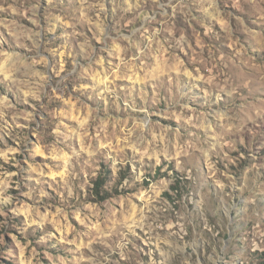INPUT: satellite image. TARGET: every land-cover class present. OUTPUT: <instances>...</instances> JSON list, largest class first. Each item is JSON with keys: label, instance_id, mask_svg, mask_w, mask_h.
Segmentation results:
<instances>
[{"label": "rangeland", "instance_id": "obj_1", "mask_svg": "<svg viewBox=\"0 0 264 264\" xmlns=\"http://www.w3.org/2000/svg\"><path fill=\"white\" fill-rule=\"evenodd\" d=\"M0 264H264V0H0Z\"/></svg>", "mask_w": 264, "mask_h": 264}, {"label": "trees", "instance_id": "obj_2", "mask_svg": "<svg viewBox=\"0 0 264 264\" xmlns=\"http://www.w3.org/2000/svg\"><path fill=\"white\" fill-rule=\"evenodd\" d=\"M104 175L100 174L97 179L94 181L93 185V192L96 196H99L100 198H104L107 191L102 189V186L104 184V181L106 180Z\"/></svg>", "mask_w": 264, "mask_h": 264}, {"label": "bare ground", "instance_id": "obj_3", "mask_svg": "<svg viewBox=\"0 0 264 264\" xmlns=\"http://www.w3.org/2000/svg\"><path fill=\"white\" fill-rule=\"evenodd\" d=\"M259 74H260V73H259ZM262 75H263V73H262ZM257 78H258V77H257ZM262 79H263V78H262ZM262 79H261V80H262ZM252 84H253V83H252ZM254 84H255V83H254ZM250 86H251V85H250ZM250 88H251V87H250ZM248 90H249V89H248Z\"/></svg>", "mask_w": 264, "mask_h": 264}]
</instances>
